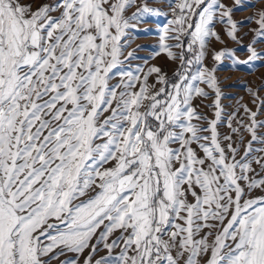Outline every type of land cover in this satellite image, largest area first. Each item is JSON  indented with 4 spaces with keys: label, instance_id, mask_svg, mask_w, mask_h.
<instances>
[{
    "label": "snow or ice",
    "instance_id": "snow-or-ice-1",
    "mask_svg": "<svg viewBox=\"0 0 264 264\" xmlns=\"http://www.w3.org/2000/svg\"><path fill=\"white\" fill-rule=\"evenodd\" d=\"M257 2L0 0V264H264V83L228 111L216 75L264 65ZM161 15L176 70H125Z\"/></svg>",
    "mask_w": 264,
    "mask_h": 264
},
{
    "label": "rangeland",
    "instance_id": "rangeland-1",
    "mask_svg": "<svg viewBox=\"0 0 264 264\" xmlns=\"http://www.w3.org/2000/svg\"><path fill=\"white\" fill-rule=\"evenodd\" d=\"M39 2V0H37ZM139 3V0H137ZM231 2V0H228ZM151 6L163 8L165 11H168L167 0H149ZM264 7V0H258L256 3V7H247L245 10L237 11L234 13V17L238 20H243L247 16L251 15L253 12L257 11L259 8ZM132 12L135 11V8L131 9ZM170 17L167 16H152L146 18L144 21L140 22L138 25L139 29H150V32L143 31H130L129 44L130 46L127 48L125 52V56H127L128 52H134V56L129 58L124 63V69L127 71H133L137 69L139 66L141 72H146L148 67L151 66H159L164 72H166L169 76H171L178 66V61L173 62L166 53L160 52L157 55V45L159 44V33L156 31L161 25L166 23L167 19ZM250 27H255V24H247L245 23L242 28L239 30V43L237 41L229 38L225 32V25H217V31L220 33L222 37V42H218L213 40L210 45V51L208 54V58L205 63L209 66H213L212 61V49L220 50L221 48H229V49H239L236 55L241 59H247L249 53L244 50L242 45H247L251 39V33H248V29ZM245 33H248L245 35ZM256 47L258 49H264V44H257ZM258 66L254 71H249L246 68L234 69L232 68L231 61L225 59L224 62L218 67L216 75L221 82V87L223 92L226 94L224 98H222L223 105L228 107V111L232 110V107L237 104L240 98H243V102H248L250 100V95L247 89L244 87V84H247L250 88H256L260 84L264 83V65H261L259 61L257 62ZM115 82V81H113ZM151 82V78H150ZM264 96V91L260 93ZM210 100H196L194 103L199 105L200 109L207 113L209 116L212 115V110L205 107ZM222 132H227V128H222ZM55 264V262H54Z\"/></svg>",
    "mask_w": 264,
    "mask_h": 264
}]
</instances>
